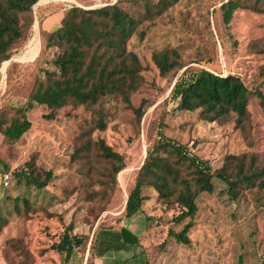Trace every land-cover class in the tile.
<instances>
[{
  "label": "rangeland",
  "instance_id": "rangeland-1",
  "mask_svg": "<svg viewBox=\"0 0 264 264\" xmlns=\"http://www.w3.org/2000/svg\"><path fill=\"white\" fill-rule=\"evenodd\" d=\"M115 1L38 0L33 6L34 22L9 51L8 60L14 63L11 79L8 71H0V110L6 117L15 116L16 107L25 105L35 76H43L42 68H54L58 47L48 46L46 40L47 33L60 24L58 16L74 5L88 9ZM146 1L129 0L120 6L138 17L145 12ZM148 1L153 5L157 0ZM226 1L177 0L161 14L145 17L127 43L128 50L140 59L143 83L132 94L130 105L121 99L106 103V129H92V114L83 106L66 105L49 119L44 114L51 109L41 105L27 114L32 126L20 139L10 141L0 133V211L7 219L0 229V264H64V254L51 244L59 241L64 226L71 222L74 232L90 239L70 264H238L240 256L243 264H264V186L259 183L240 189L233 197L228 186L215 178V190L197 199L199 211L189 243L178 242L169 234L170 228L182 227L173 221L179 207L161 204L153 188L145 191L149 200L142 211L131 219L124 216L135 176L161 133L208 160L214 170L223 166L226 155L243 152L248 154V167L252 156L255 166L264 167V107L256 94L258 90L264 94V0H240L243 7L234 12L229 23L223 21L221 10ZM253 5L262 11H254ZM37 19L39 52L28 62L16 59L35 35ZM165 48L176 49L185 66L162 75L152 55ZM189 66L240 76L252 92L249 118L237 125L236 115L225 122L206 121L199 117V110L178 109L171 90ZM142 104L145 113L138 120L134 109ZM87 138H103L127 162L117 175L115 195L104 208V203L90 201L87 196L99 187L96 179L103 177L104 165L93 151L83 148ZM5 162L9 169H3ZM28 162L38 171L53 172L46 187L18 180L16 172L28 168ZM90 163L95 169L89 168ZM6 171L11 173V182L4 188L2 173ZM25 200L31 208L27 214ZM146 216L154 220L149 222ZM121 226L132 228L140 238L139 246L121 243ZM94 236L98 246L91 256ZM110 250L117 252L116 259L109 257Z\"/></svg>",
  "mask_w": 264,
  "mask_h": 264
},
{
  "label": "trees",
  "instance_id": "trees-1",
  "mask_svg": "<svg viewBox=\"0 0 264 264\" xmlns=\"http://www.w3.org/2000/svg\"><path fill=\"white\" fill-rule=\"evenodd\" d=\"M124 1L129 0H116L102 7L88 9L74 5L63 11L58 27L47 33V45L58 47L52 60L54 68H42L43 76H35L28 99L25 105L16 107L15 116L8 118L0 110V133L5 138L10 141L20 139L32 126L27 114L41 105L51 109V112L44 114L49 119L55 118L56 112L66 105L83 106L92 114V129L101 130L107 127V102L121 99L130 105L132 94L143 83V76L138 55L127 48L128 40L137 32L145 17L150 13L161 14L177 0H157L153 5L147 0L145 12L138 17L120 6ZM37 2L0 0V66L10 59L9 51L13 43L25 37L26 27L34 22L33 6ZM242 7L240 0L223 2V21L229 23L234 12ZM151 8H154L153 12ZM251 8L262 11L254 5ZM140 33L144 35V31ZM152 56L162 75L185 66L174 48L155 50ZM12 65L7 69L8 80L12 77ZM256 94L264 107L263 92L258 90ZM251 95L249 87L236 74L222 75L204 67L192 66L184 69L171 90V98L178 101V109L199 110V117L206 121L225 122L236 115L237 125L249 118ZM134 110L138 120H141L145 113L143 104ZM82 145L87 152L93 151L95 158L104 164L103 177L96 179L99 187L87 193L90 201L104 203V208L115 195L118 173L127 166L125 156L114 150L103 138H87ZM247 156L246 152L228 154L223 166L214 170L208 160L161 133L148 148L144 163L135 176L126 199L124 216L131 218L142 211L144 203L149 200L145 191L153 188L161 204L179 207V213L173 217V221L182 227L180 230L170 228L169 234L178 242L189 243V232L199 211L197 199L200 194L215 190V178L228 186L233 197L242 188L257 183L264 186V167L255 166L254 156L248 167L245 160ZM2 164L3 169H9V163ZM27 165L28 168L16 172L18 180L40 189L46 187L53 178V172L38 171L32 162ZM89 168L95 169L93 163H90ZM89 175L93 178L91 173ZM25 202L27 214L31 208L29 202ZM146 218L149 222L154 220L153 216ZM6 223L7 219L0 211V229ZM73 229V222L64 226L59 241L51 244L52 249L64 254V264H70L72 256L77 250L86 248L90 239L88 235L76 233ZM118 234L122 244L140 245L139 236L127 226H121ZM97 246L98 239L94 236L90 247L91 256L95 255ZM238 264H243V256H240Z\"/></svg>",
  "mask_w": 264,
  "mask_h": 264
},
{
  "label": "bare ground",
  "instance_id": "bare-ground-1",
  "mask_svg": "<svg viewBox=\"0 0 264 264\" xmlns=\"http://www.w3.org/2000/svg\"><path fill=\"white\" fill-rule=\"evenodd\" d=\"M39 26H40L39 21L37 19L34 25L36 31L35 35L32 38H30L28 45L26 44L27 48L20 55H18L19 57L15 56L16 59H20L28 62L37 55L40 49ZM10 63H11L10 60H6L2 63L0 68L1 73L3 74L6 73Z\"/></svg>",
  "mask_w": 264,
  "mask_h": 264
},
{
  "label": "built area",
  "instance_id": "built-area-1",
  "mask_svg": "<svg viewBox=\"0 0 264 264\" xmlns=\"http://www.w3.org/2000/svg\"><path fill=\"white\" fill-rule=\"evenodd\" d=\"M10 182H11V173L7 171L2 173V184L4 188L9 186Z\"/></svg>",
  "mask_w": 264,
  "mask_h": 264
},
{
  "label": "crops",
  "instance_id": "crops-1",
  "mask_svg": "<svg viewBox=\"0 0 264 264\" xmlns=\"http://www.w3.org/2000/svg\"><path fill=\"white\" fill-rule=\"evenodd\" d=\"M62 16H63V14H60L58 17L61 19L62 18ZM132 218V217H131ZM131 218H128V219H131ZM129 229H131L132 230V228L130 227V226H127ZM133 231V230H132ZM134 232V231H133ZM135 233V232H134ZM136 234V233H135ZM125 246H127V245H125ZM123 251V249H121L120 250V252H122ZM109 252V254H110V256L109 257H113L114 259H116L115 257L117 256V252H114V251H108ZM125 252V251H124ZM127 253H129V251H127ZM132 253V252H131ZM118 254H119V251H118Z\"/></svg>",
  "mask_w": 264,
  "mask_h": 264
}]
</instances>
